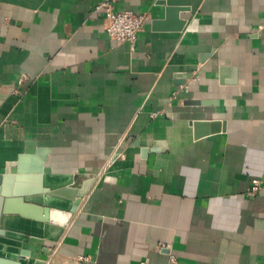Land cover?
I'll return each instance as SVG.
<instances>
[{
  "label": "crops",
  "instance_id": "crops-1",
  "mask_svg": "<svg viewBox=\"0 0 264 264\" xmlns=\"http://www.w3.org/2000/svg\"><path fill=\"white\" fill-rule=\"evenodd\" d=\"M104 1L0 0V174L29 143L44 187L93 179L65 227H0L27 263L264 264V0H111L148 17L133 47Z\"/></svg>",
  "mask_w": 264,
  "mask_h": 264
},
{
  "label": "water",
  "instance_id": "water-1",
  "mask_svg": "<svg viewBox=\"0 0 264 264\" xmlns=\"http://www.w3.org/2000/svg\"><path fill=\"white\" fill-rule=\"evenodd\" d=\"M181 10L166 9L167 22L174 21L176 26L173 30L176 31H181L185 24L177 18ZM199 104L190 102V105ZM215 124L193 122L194 138L219 132ZM47 153V149H34L28 143L15 161L6 164L4 172L0 174V221L3 216H18L65 227L76 213L93 179L84 180L79 188L68 185L57 189L44 187L43 164ZM21 241H26V237L13 239L0 227V264H45L43 260L27 263L30 252L19 248Z\"/></svg>",
  "mask_w": 264,
  "mask_h": 264
},
{
  "label": "built area",
  "instance_id": "built-area-1",
  "mask_svg": "<svg viewBox=\"0 0 264 264\" xmlns=\"http://www.w3.org/2000/svg\"><path fill=\"white\" fill-rule=\"evenodd\" d=\"M94 9L102 15L106 32L117 45L128 43L133 47L138 33L142 31L148 20L145 14H136L127 10L114 11L111 0L99 3ZM14 95H18V93L15 92ZM260 186L259 181H252L248 195H256Z\"/></svg>",
  "mask_w": 264,
  "mask_h": 264
}]
</instances>
